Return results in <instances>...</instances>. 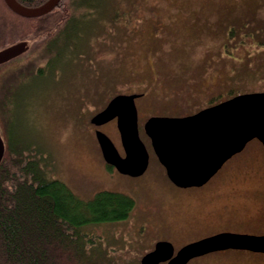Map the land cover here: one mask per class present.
Returning a JSON list of instances; mask_svg holds the SVG:
<instances>
[{"label":"rangeland","instance_id":"1","mask_svg":"<svg viewBox=\"0 0 264 264\" xmlns=\"http://www.w3.org/2000/svg\"><path fill=\"white\" fill-rule=\"evenodd\" d=\"M73 17L72 32L47 48L50 33ZM41 21L38 64L44 75L29 79L11 119L0 118L13 139L5 165H17L14 144L23 150L30 145L22 156L42 157L47 177L81 199L104 190L133 197L127 221L85 229L97 250L90 264H140L158 240L179 250L220 232L264 235V147L258 139L205 185L180 188L144 131L154 116H187L235 95L264 92V0H95L94 7L65 0ZM21 26L0 0V44L3 35L20 34ZM35 31L25 37H36ZM22 85V79L11 83ZM133 93L143 94L136 106L150 151L149 167L139 177L107 169L90 124L114 96ZM101 130L124 156L116 121ZM188 264H264V253L229 249Z\"/></svg>","mask_w":264,"mask_h":264},{"label":"water","instance_id":"2","mask_svg":"<svg viewBox=\"0 0 264 264\" xmlns=\"http://www.w3.org/2000/svg\"><path fill=\"white\" fill-rule=\"evenodd\" d=\"M62 0H48L38 7H26L17 0H5L16 14L42 17ZM25 44L0 50V64L19 55ZM140 94H118L91 120L97 126L117 119L122 156L112 139L97 130V141L104 160L121 174L139 177L148 169L149 150L140 136L136 99ZM144 131L170 181L180 188L205 185L234 155L258 139L264 146V92L233 96L194 114L181 117H151ZM5 144L0 133V163ZM229 249L264 253V235L221 232L189 243L177 252L169 241H159L141 264H188L192 259Z\"/></svg>","mask_w":264,"mask_h":264},{"label":"trees","instance_id":"3","mask_svg":"<svg viewBox=\"0 0 264 264\" xmlns=\"http://www.w3.org/2000/svg\"><path fill=\"white\" fill-rule=\"evenodd\" d=\"M20 1L37 6L46 0ZM94 1L78 0L84 7H94ZM29 148H16L13 168L0 166V264H90L95 240L85 229L127 219L135 200L107 190L81 199L64 182L47 177L42 157H23Z\"/></svg>","mask_w":264,"mask_h":264},{"label":"flooded vegetation","instance_id":"4","mask_svg":"<svg viewBox=\"0 0 264 264\" xmlns=\"http://www.w3.org/2000/svg\"><path fill=\"white\" fill-rule=\"evenodd\" d=\"M1 1L6 5L5 0H1ZM17 1L26 7L32 8V7L41 6L45 2H47L48 0H46L45 2H43L37 6H29L27 3L21 2L20 0H17ZM64 1L65 0H62L60 2V5L57 8H55L52 12H54L58 9H61ZM52 12H50V13H52ZM14 14L16 15V17H18L22 21L21 31L23 29L24 30L22 32L20 31V34H16V37L14 39H11L9 36L3 35L4 38L2 39L3 43L0 44V50L4 49L6 47H9V46L16 45V44H25L24 45L25 50L21 55L3 63V64H0V118H6V119H9V118L11 119V116H13L11 114H12V110L15 111L14 106H15L16 98H20V97L25 95L23 90L25 89V85L27 84L29 79L34 77L35 80H37L38 77H41L42 75H44L43 74V66L38 64V61H39V57L41 55V52L43 51V46H44V40H43L44 34H40L43 32V29H44V26L42 27L41 19H42V17H45L46 15L42 16V17H24V16L18 15L16 13H14ZM34 27L36 30L35 31L36 37L29 38L32 35L25 37V35L29 34L33 30ZM62 28H63V32L61 33L60 30ZM71 29H72V23L70 24V21H68V22L65 21L62 26L58 24V27L56 28L55 32L50 33V35H51L50 38L52 37V40L49 43H47V48H53V46L56 43L57 38H59V35H61V34H63V36L69 35ZM53 38H56V39H53ZM33 44H35L36 48L33 47L34 46ZM29 68H31L32 72L30 75L26 76V78H25L24 72ZM14 79H22L24 81V85L20 86L19 88H12L11 83L13 82ZM96 114H94L91 117V120ZM16 116H17V114H16ZM91 120H90V124H91L95 133L97 132V130H101V127L103 125H105V124H103L101 126H97V125L93 124L91 122ZM112 121H116V124H117V119H114ZM112 121H110V122H112ZM0 132H1L4 144H5V153H4V156H3L1 163H0V166H2V165H5V163L8 161L10 134H5L3 132V130L1 129V127H0ZM10 143H12V141ZM16 146L19 147V145H17V143H16ZM37 158H38V156H37ZM104 162H105V160H104ZM105 164H106V167L109 171L118 172V174H121L114 166L109 165L106 162H105ZM128 219H129V217L125 220L116 221V222H123V221H127ZM102 224H104V223H102ZM159 241H165V240L156 241L152 250L155 249V246ZM91 245L89 247L90 249L88 250V256L89 257H91V255H95V253L97 251V250H93L96 247H94L93 245L91 246ZM152 250H150V251H152ZM232 250H236V249H232ZM177 251L178 250L175 249V252H177ZM140 264H141V261H140ZM164 264H166V263H164Z\"/></svg>","mask_w":264,"mask_h":264}]
</instances>
